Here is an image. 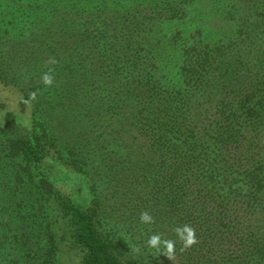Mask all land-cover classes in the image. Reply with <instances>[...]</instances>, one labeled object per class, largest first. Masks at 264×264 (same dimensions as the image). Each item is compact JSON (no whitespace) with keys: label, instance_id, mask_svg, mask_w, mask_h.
Returning <instances> with one entry per match:
<instances>
[{"label":"trees","instance_id":"obj_1","mask_svg":"<svg viewBox=\"0 0 264 264\" xmlns=\"http://www.w3.org/2000/svg\"><path fill=\"white\" fill-rule=\"evenodd\" d=\"M190 2L0 0V44L20 48L0 81L32 110L28 136L7 112L0 157L22 168L14 180L42 201L47 233L21 240L1 219L0 238L10 231L27 262L61 264L69 235L79 264H264V0L224 10L220 32ZM168 23L188 28L166 43L157 31ZM165 44L182 58L172 73ZM69 118L91 127L83 140L57 133ZM185 225L188 247L175 231ZM152 235L173 241L170 259Z\"/></svg>","mask_w":264,"mask_h":264},{"label":"rangeland","instance_id":"obj_2","mask_svg":"<svg viewBox=\"0 0 264 264\" xmlns=\"http://www.w3.org/2000/svg\"><path fill=\"white\" fill-rule=\"evenodd\" d=\"M239 1L240 0H193V2H190V10L192 11L191 14L193 15V19L195 18V20H198L199 23L202 22L203 28H207L212 32H215V30L220 32V29H224V23L226 22L225 20L229 17V15H224V10H228L229 12L230 9L232 10L233 4ZM189 27L191 28L188 30V32L194 34L196 26L190 25ZM186 28L188 27H184L182 24L168 23L167 25L160 26L157 31V36L159 39L164 37L166 43H171V40L176 35V33L178 31L185 32L187 31ZM3 30V27H0V39L3 36ZM18 34H20V31H11L9 37H15L14 35L17 36ZM180 41L182 44V40ZM0 43H2L1 40ZM16 43L17 42L14 40L11 41L8 48L5 50L4 45L0 44V72L6 71V69L9 71L7 68L8 66L18 63L17 61L15 62V60L19 59L18 51L20 48L16 47ZM163 47H167L165 51H167L168 55L171 56V59L169 58L171 61L169 62L170 73H172V71L175 72V70L181 65L182 58L179 53L175 51L171 52L166 44ZM27 48L32 50L31 47L27 46ZM3 50L7 52H2ZM33 54V51H31V55H28V58L32 56V61L36 58V55ZM13 72H15L14 69L9 71V73ZM9 77H12V75ZM7 112L12 113L16 119V127L18 129L17 132L23 136H28L32 131L31 107L24 102L20 86H6L0 81V128L2 130H5V119ZM45 113L46 116H49L52 114V110L47 109ZM62 118L63 115H60L56 118L55 122L58 120L57 124H59V120H62ZM117 124L118 123L113 126L114 129ZM57 128V133H60L63 141H69V139H71L74 142L83 140L85 131L92 130L88 124H79L75 118H69L67 121L63 120L61 125H57ZM93 134L94 132L92 135ZM108 140H110V138H108ZM92 148V152H95V155L91 156L90 159L93 161L96 167H99L102 165V162L99 158V152L97 151L98 146L92 144ZM62 150L66 158L70 160L71 156L68 154V149L63 148ZM17 173L23 174L22 168H18L16 164L10 159H4L3 157H0V220L2 219V221L5 222L6 220L13 218L16 223H12L10 227L8 224V228H18L19 232L17 231L16 234H19V238L21 240L22 238L20 234L24 232H26V237L30 239L33 237L32 235L36 237L41 235V237H43L44 234H47L44 229L45 221L42 220L43 217L40 213V217L36 215L37 208L40 206L42 201L37 195L35 196L28 190L29 186L26 183H20L14 180ZM27 177V174H25L24 182L28 181ZM16 179L19 180L18 178ZM63 190L67 191L65 188H63ZM44 215L45 217L47 216V214ZM30 220L32 221L31 225L34 227L33 234L29 232L30 223L28 221ZM61 230L62 226L59 225V231L61 232ZM8 232L10 231H5V235L1 234L0 264H32L31 262H27L29 259L25 254V248H21L19 243L13 242L11 237L13 234ZM70 243V236L65 235V238L61 244L62 250L60 251L61 264H79L80 256L74 247H70Z\"/></svg>","mask_w":264,"mask_h":264},{"label":"clouds","instance_id":"obj_3","mask_svg":"<svg viewBox=\"0 0 264 264\" xmlns=\"http://www.w3.org/2000/svg\"><path fill=\"white\" fill-rule=\"evenodd\" d=\"M43 81L45 84H51L52 80L51 77L47 74L43 76ZM141 221L143 223H151L152 217L147 213L144 212L141 214L140 217ZM177 236L184 241V246L188 247L194 244L195 241V235L194 230L188 226L185 225L182 228L177 227L175 229ZM148 245L152 248H159L160 246H163L165 250V255L170 259L174 254V243L171 240H161V237L159 235H152L149 237L147 241Z\"/></svg>","mask_w":264,"mask_h":264}]
</instances>
